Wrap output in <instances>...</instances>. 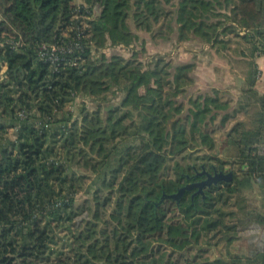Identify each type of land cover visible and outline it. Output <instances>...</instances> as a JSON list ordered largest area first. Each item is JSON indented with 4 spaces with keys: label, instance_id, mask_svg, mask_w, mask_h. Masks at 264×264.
Returning a JSON list of instances; mask_svg holds the SVG:
<instances>
[{
    "label": "trees",
    "instance_id": "16d2710c",
    "mask_svg": "<svg viewBox=\"0 0 264 264\" xmlns=\"http://www.w3.org/2000/svg\"><path fill=\"white\" fill-rule=\"evenodd\" d=\"M263 5L0 0V264H169L155 242L181 251L221 233L229 248L240 234L263 233V214L244 206L245 216L230 225L227 218L239 211L224 207L254 186L264 188V114L254 128L239 122L228 134L239 148L233 182L165 199L200 179L197 166L175 157L209 145L205 129L230 102L218 90L188 99L195 63L165 64L162 56L143 62L138 53L127 59L107 51L133 47L139 41L133 26L151 33L165 20L179 43L217 49L233 35L252 47L254 59L264 54ZM255 83L252 72L247 105L264 111ZM89 99L91 107L83 103ZM123 109L139 113V121L125 126L131 114L120 115ZM191 117L189 131L179 128ZM200 119L207 120L204 127ZM81 169L95 176L84 207L76 203L86 178ZM102 210L110 211V228L99 230ZM260 243L249 255L229 252L187 264H264Z\"/></svg>",
    "mask_w": 264,
    "mask_h": 264
},
{
    "label": "rangeland",
    "instance_id": "374dc122",
    "mask_svg": "<svg viewBox=\"0 0 264 264\" xmlns=\"http://www.w3.org/2000/svg\"><path fill=\"white\" fill-rule=\"evenodd\" d=\"M132 30L139 36V41L133 47H118L117 50L107 51L109 53L117 52L127 59H130L133 53H138L139 58L143 62H147L148 59L155 56H162L165 58V64L180 65L183 63H195L196 67L194 73L196 81L193 88L189 89L188 99L195 100L198 96L202 97L206 94L211 96L212 90H218L220 98L230 102L229 110L226 113H221L217 117L216 122L205 129V131L211 135V143L205 147H201V149L199 147L197 149H188L175 157V161H179L184 165H195L197 166L196 170L200 172L201 167L206 165L209 171L212 169V166H216L225 172L236 173L238 167H236L234 163L238 157L239 148L234 144V140L229 139L228 134L235 124L239 122L242 123L245 128H254L256 123L259 122V105L251 103L247 105L248 98L245 84L241 85L240 81L237 82L234 79L236 81L235 85L238 86V88H231L233 83L230 81L228 73L226 76L221 77V80L218 76L220 82H218V80L216 81V79L210 81V75L212 78H215L216 73L219 72V67L222 66L220 62H224L228 65L226 71L228 72V70H230V76L234 75L239 79L242 77H240V75L248 74L252 70V47L242 39L236 38L233 35L228 37L226 40L227 42L219 44L216 47L217 49H211V46L200 44L198 41L179 43L175 37L170 35L165 20L155 25L154 31L151 33L140 31L134 26ZM143 48L145 49L143 50ZM244 80H246V78ZM242 90H245L243 94L240 92ZM237 91L239 92L237 93ZM123 97L122 95L121 98L123 99ZM121 98L114 99L112 103L121 102ZM85 101H83V103L86 106L91 107L93 105L90 99ZM76 110L77 106H75L73 112L78 115V111ZM123 112L124 114L126 112H130L131 114L130 119L125 121V126L132 122L137 123L139 121V113L133 112L130 109H123L119 114L122 115ZM227 115L231 117H229L228 121L224 124L222 120L224 116ZM5 118L9 119V114H6ZM206 122L207 120L201 121L200 119V126H203ZM195 123L196 120L191 117L188 123L185 122L184 124H180L179 128L185 127V129L189 131ZM234 136L235 134H233V137ZM85 150L87 152L88 148H85ZM170 164H172V162ZM78 174L79 176L86 177L80 183L76 202L77 206L84 207L87 198L86 194L89 192L95 176L85 169L78 170ZM244 195L243 198L245 199L241 200H237V198L234 197L229 202V206L224 207V211L238 212L241 207L248 206L250 211H256L264 215V190L258 186H254L252 190L245 191ZM248 207L245 211H239L237 217H228L227 221L229 224H237L239 218L244 217L247 213ZM112 209L113 206L110 208V211H112ZM110 211L106 216L104 210L101 211L102 216L105 217L100 223L99 230L110 228ZM254 226L255 225H251L249 227ZM223 236L224 235L221 233H217L216 236L213 234H205L199 247H188V249L181 251L170 249L167 245H164L162 241L155 242L154 247L159 252L158 255L166 252V255L169 256L167 261L169 264H187L188 262L203 261L206 259L214 260L229 255V252L233 254L249 255L252 250L262 247L260 243L262 233L260 232L256 234L250 231L240 234L239 240L235 241L229 248L226 247V241Z\"/></svg>",
    "mask_w": 264,
    "mask_h": 264
},
{
    "label": "crops",
    "instance_id": "0c3cea01",
    "mask_svg": "<svg viewBox=\"0 0 264 264\" xmlns=\"http://www.w3.org/2000/svg\"><path fill=\"white\" fill-rule=\"evenodd\" d=\"M263 8H264V5H263ZM264 29V28H263ZM253 63H254V70H252V72L256 73V83H255V86L252 87V89L259 94V96L261 97H264V54L262 56H255L254 59H253ZM220 64H222V66L219 67V72L216 73L215 75V78H212V76L210 75V81H213L214 79H216V81L218 80L219 81V77H220V80H221V77H224L227 75V73L229 74V77H230V81L233 83V85L231 86V88H238V86L235 85L236 81H240V84H245L246 86V91H248L250 89V78H251V75H252V72L250 71L248 74H242L240 75L241 78H237L235 77L234 75L230 76L231 75V72L230 70H228V72L226 71L227 69V64H225L224 62H220ZM219 76V77H218ZM246 78V80H244ZM236 81H235V80ZM207 85V84H206ZM235 85V86H234ZM245 90H242L240 91L241 94H243V92ZM239 91H237L238 93ZM249 103H251L249 101ZM254 104V103H252ZM258 109V108H257ZM260 109V114H264V111L259 107ZM259 115V114H258ZM264 119V117H263ZM262 120L261 118V115L259 117V122ZM264 190V188L262 189ZM262 241H263V245H264V231L262 233ZM263 250H264V246H263Z\"/></svg>",
    "mask_w": 264,
    "mask_h": 264
},
{
    "label": "water",
    "instance_id": "95a60500",
    "mask_svg": "<svg viewBox=\"0 0 264 264\" xmlns=\"http://www.w3.org/2000/svg\"><path fill=\"white\" fill-rule=\"evenodd\" d=\"M205 169V167H203ZM205 171V170H204ZM204 173H207L206 171ZM208 174V173H207ZM200 175V174H199ZM202 176V173H201ZM209 178L207 180H204L202 182H198V183H194V184H189L187 186H185L184 188H182L178 193L173 194V195H165L164 198L165 199H175V200H179L183 194L185 193V191H191L194 188H198L199 189V193H204V189L205 188H211L214 185H218L219 182H233L234 181V172H228V173H224V172H220L217 177H211V175H209Z\"/></svg>",
    "mask_w": 264,
    "mask_h": 264
},
{
    "label": "flooded vegetation",
    "instance_id": "af4514ba",
    "mask_svg": "<svg viewBox=\"0 0 264 264\" xmlns=\"http://www.w3.org/2000/svg\"><path fill=\"white\" fill-rule=\"evenodd\" d=\"M204 166H202V171L201 172H198V178H200L196 183H198V182H202V181H204V180H207L208 178H209V176H208V174L209 175H211V177H217V175L220 173V172H224V173H228V172H225L224 170H220V169H218L216 166H212L211 168V170L209 171L207 168H203ZM208 173H204L205 171ZM201 173H202V176H201ZM200 174V175H199ZM223 182H219L218 183V185H214V183H213V186L212 187H214V186H219L220 184H222ZM211 187V188H212Z\"/></svg>",
    "mask_w": 264,
    "mask_h": 264
},
{
    "label": "built area",
    "instance_id": "2783aa9c",
    "mask_svg": "<svg viewBox=\"0 0 264 264\" xmlns=\"http://www.w3.org/2000/svg\"><path fill=\"white\" fill-rule=\"evenodd\" d=\"M11 47H12V49L15 50L17 48V44L16 43H12V46ZM44 58H45V56H44ZM50 59H52V58H50ZM54 60H57V58H55ZM21 117L24 119V115L23 114H21Z\"/></svg>",
    "mask_w": 264,
    "mask_h": 264
}]
</instances>
